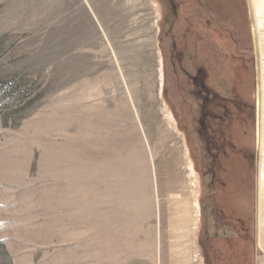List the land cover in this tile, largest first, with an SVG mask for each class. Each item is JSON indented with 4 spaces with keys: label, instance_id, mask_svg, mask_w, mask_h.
<instances>
[{
    "label": "rangeland",
    "instance_id": "obj_1",
    "mask_svg": "<svg viewBox=\"0 0 264 264\" xmlns=\"http://www.w3.org/2000/svg\"><path fill=\"white\" fill-rule=\"evenodd\" d=\"M214 18L217 170L180 56L212 69ZM251 25L248 0H0V264H205L216 208L260 264Z\"/></svg>",
    "mask_w": 264,
    "mask_h": 264
},
{
    "label": "flooded vegetation",
    "instance_id": "obj_2",
    "mask_svg": "<svg viewBox=\"0 0 264 264\" xmlns=\"http://www.w3.org/2000/svg\"><path fill=\"white\" fill-rule=\"evenodd\" d=\"M202 5V4H201ZM215 24H211V32L215 36V45L218 47H213V51H209L210 54H212V60H213V67L212 69L208 68V64L205 62H208L207 56H204L202 60H198L193 57V55L190 54L189 51H181V71H182V78L185 83L186 89L190 90V93L192 95H195L197 102H199V108H200V115L201 120L200 123L204 124V133H201L200 135L205 136L204 137V144L205 149L207 152H209V149L211 147H214L213 153V161H212V169L217 170L218 168V158L216 156L217 152L220 151V148L222 145H219L218 142H216V139H219L221 136L223 137L224 133L218 134L219 126L226 125L229 123L230 116H229V107L227 108L228 113H226L227 118H224V115H219L216 110L219 104L220 99H218L220 94V88H223L225 86L220 83V79L228 85V81H226L224 75H228L231 77L232 82L234 83V71H231L229 69V60H231L232 51L229 47V40L231 36V29L229 26H225L223 23L218 21L217 18H214ZM210 21L206 20L205 25H209ZM223 24V25H222ZM227 37V38H225ZM218 40V42H217ZM211 50V49H210ZM207 51V54L209 53ZM230 83V82H229ZM224 97V96H221ZM229 99H232V97H228ZM228 99V100H229ZM229 106V105H228ZM219 107V106H218ZM210 110L213 111V113L210 112ZM225 115V116H226ZM214 118L213 120L216 121V125L209 124V118ZM220 118H222L220 121ZM208 120V122H207ZM206 122V123H205ZM221 122V123H219ZM184 128H186L184 126ZM209 130L212 133L209 134Z\"/></svg>",
    "mask_w": 264,
    "mask_h": 264
},
{
    "label": "bare ground",
    "instance_id": "obj_3",
    "mask_svg": "<svg viewBox=\"0 0 264 264\" xmlns=\"http://www.w3.org/2000/svg\"><path fill=\"white\" fill-rule=\"evenodd\" d=\"M252 19L251 35L258 50V83L255 93V145L257 158V247L262 256L257 262L264 264V0H248ZM260 253V254H261Z\"/></svg>",
    "mask_w": 264,
    "mask_h": 264
},
{
    "label": "crops",
    "instance_id": "obj_4",
    "mask_svg": "<svg viewBox=\"0 0 264 264\" xmlns=\"http://www.w3.org/2000/svg\"><path fill=\"white\" fill-rule=\"evenodd\" d=\"M215 219L224 230L218 231L216 236H204L199 241V247L205 264H230L238 258L239 264H254L256 238L254 233L247 229L242 218L238 227L222 209H214ZM233 259V260H232Z\"/></svg>",
    "mask_w": 264,
    "mask_h": 264
}]
</instances>
